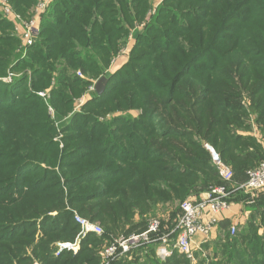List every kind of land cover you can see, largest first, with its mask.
<instances>
[{"label": "trees", "instance_id": "16d2710c", "mask_svg": "<svg viewBox=\"0 0 264 264\" xmlns=\"http://www.w3.org/2000/svg\"><path fill=\"white\" fill-rule=\"evenodd\" d=\"M39 1L9 0L24 21ZM152 1L51 0L25 56L0 3V264H103L102 248L136 234L126 228L145 232L159 205L245 183L264 161V0H163L153 14ZM127 47L128 62L107 71ZM102 77L103 95L74 112L73 98ZM206 145L233 171L231 186ZM232 200L250 213L246 227L231 236L222 220L213 258L198 264H264V190ZM76 213L104 234L54 257L55 241L81 232ZM156 248L113 264H191L178 251L161 262Z\"/></svg>", "mask_w": 264, "mask_h": 264}, {"label": "built area", "instance_id": "2783aa9c", "mask_svg": "<svg viewBox=\"0 0 264 264\" xmlns=\"http://www.w3.org/2000/svg\"><path fill=\"white\" fill-rule=\"evenodd\" d=\"M49 2H39L33 18L29 21H24L19 15L14 13L8 4L0 1L5 16L17 22L15 31L21 42V49L24 52L23 56H25L27 49L34 44V39L38 34L37 26ZM126 51L122 52V54ZM78 75L85 79V76L81 73H78ZM8 79H11V75ZM95 83L93 82V85L89 87L90 91H95ZM41 95L44 96L43 94ZM84 100L85 97L80 102V105H83ZM207 148L212 155L213 163L221 179L227 184L232 183L234 179L233 171L221 161L219 155L214 150L209 146ZM247 174L248 179L245 183L231 187H212L199 200L187 199L182 202L180 205V217L175 228L169 233H162L161 221L152 219L145 232L113 238L112 242L101 250L100 256L103 264H113L122 257L131 256L135 251L152 245H157L156 256L161 262H165L175 251L193 259L195 250L193 246L196 243L197 237L202 235L208 239L210 233L218 227L222 220L226 219V215L236 204L232 199L238 191L250 195V199H252L254 193L264 190V161ZM75 221L81 228L79 239L71 244L59 243L57 245L59 251H63L64 249L76 251L80 240L84 239L87 235L96 234L102 236L104 234L101 225L93 223L77 214L75 215ZM238 230L239 226L234 224L230 228V233L234 236ZM205 242L207 241L204 240L202 243Z\"/></svg>", "mask_w": 264, "mask_h": 264}, {"label": "rangeland", "instance_id": "374dc122", "mask_svg": "<svg viewBox=\"0 0 264 264\" xmlns=\"http://www.w3.org/2000/svg\"><path fill=\"white\" fill-rule=\"evenodd\" d=\"M0 1H2V2H5L6 4H8L10 7H12V5H11V3L9 2V0H0ZM41 1H50V0H40L39 2H41ZM162 1L163 0H153L152 1V3H153V5H154V7H153V12H152V14L154 13V11L156 10V8L162 3ZM39 4V3H38ZM49 6V5H48ZM47 6V7H48ZM30 15H31V18H32V11H30ZM150 15H151V13H150ZM33 16H34V14H33ZM31 18H29V19H31ZM28 19V20H29ZM143 26H144V23L143 24H139V26H138V28L141 30L142 28H143ZM134 32V30L132 31V33ZM13 34L14 35H16L17 37H18V35H17V33H16V31H13ZM131 37V44L130 45H134V39H133V37H132V35L130 36ZM129 50H130V47L128 48L127 47V51L125 52V53H123L122 55L120 54V58L117 60V62L115 63V64H113V66L111 67V66H109V68L107 69V71H110V73H114V72H116L118 69H120L126 62H128V60H129ZM19 51H21V42H20V46H19V48H18V52ZM20 53V52H19ZM22 54V53H21ZM80 73V72H79ZM10 75H11V79H8V77H10ZM12 76H13V74L12 73H9V75L7 76V77H5V78H3V81L4 82H7V83H11V81H12ZM79 76V75H78ZM80 77V76H79ZM5 79H6V81H5ZM94 81V80H93ZM93 91H90V89H88V91H86V93H84L81 97L80 96H78V97H74L73 98V104H72V109L74 108V112H76V113H78V112H80L81 110H82V107H83V105L86 103V101H88V99H89V97H88V95H90L91 93H92ZM85 97V102L83 103V105H80V102L83 100V98ZM250 103V100L248 99V103L247 104H249ZM74 112H73V114H74ZM49 113L53 116V111L52 110H49ZM133 116H137L138 115V112L136 111V110H131V112H130ZM72 114V112L70 111L67 115H66V118H69V117H71V116H73V115H71ZM112 117V115L110 114V115H107L105 118L106 119H110ZM103 118V117H102ZM101 118V120H103ZM62 135L60 134V136H58L56 139H55V141H58L59 143H60V148L62 149L63 147H64V144L62 143ZM208 145H206V147H207ZM212 150H214L211 146H209ZM215 151V150H214ZM216 152V151H215ZM217 153V152H216ZM232 185V183H230V185L229 186H231ZM232 186H234V185H232ZM189 198H192V197H188V198H186V199H189ZM185 199V200H186ZM184 202V201H183ZM182 204V202H178V203H176V204H165V205H159L158 206V210L156 211L157 213L154 215V214H149V215H147V216H145V218H144V220H147V222H148V224L150 223V221L152 220V219H158V220H160V221H162V220H170L171 218H172V216L174 215V213L175 212H177L178 213V208L180 209V205ZM77 214V213H76ZM75 214V215H76ZM179 214H180V212H179ZM178 214V215H179ZM53 216H55L56 215V213H53L52 214ZM78 215V214H77ZM244 215H245V220H239V221H237V222H232L231 221V226L229 227V229H228V232H230V228L234 225V224H237L238 226H239V230H241V229H243V228H245L246 227V224H247V222H248V220H249V218H250V213L248 212V210L246 211H244ZM140 218L138 217V216H135V222H137L138 220H139ZM167 221H165V222H167ZM97 224H99L100 225V222H98ZM138 232H140V231H138V229H135V230H132V231H130L128 228H126V229H124V230H122V231H120V233H138ZM142 232V231H141ZM221 234V231H220V229H219V226L217 227V228H215L211 233H210V236H209V238L207 239L206 237H204V236H202V235H199V238H197L196 239V243L194 244V248H195V250H194V254H193V259L192 258H188L187 256V258L188 259H190V262H191V264H198V260H199V258H198V255H200V257H202V258H205V259H207V261H209V260H211L212 258H213V249H214V243L217 241L218 242V240L221 238V239H223V236L225 235V233H222V235L223 236H221L220 235ZM260 234H262V231H260ZM80 235H81V233H78V235L75 237V239L72 241H70V240H57V241H55L56 243L53 245V247H54V249H53V255H54V257H61L62 255H64V254H71L72 256H74V255H77L78 253H79V251H80V247H81V241L83 240L82 238V240H80V243H79V245H78V248H77V250L76 251H73V250H70V249H64L63 251H59L58 250V248H57V245L59 244V243H75L78 239H79V237H80ZM230 235L231 236H233L231 233H230ZM121 236H125V235H121ZM207 239V240H206ZM207 241V242H205V243H202L203 241ZM207 244H211V247H210V249H208V250H206L205 248H204V246L205 245H207ZM33 249L34 248H30V249H28L27 250V255H29V256H32V251H33ZM183 255V254H182ZM185 256V255H184ZM34 264H41V263H39L37 260H34Z\"/></svg>", "mask_w": 264, "mask_h": 264}, {"label": "crops", "instance_id": "0c3cea01", "mask_svg": "<svg viewBox=\"0 0 264 264\" xmlns=\"http://www.w3.org/2000/svg\"><path fill=\"white\" fill-rule=\"evenodd\" d=\"M263 145H264V142H263ZM226 218L230 219L232 222H237L239 220L240 221L245 220V215H244V211H243V204H241V203L235 204V206L232 208V210L226 215ZM197 238H199V236Z\"/></svg>", "mask_w": 264, "mask_h": 264}, {"label": "water", "instance_id": "95a60500", "mask_svg": "<svg viewBox=\"0 0 264 264\" xmlns=\"http://www.w3.org/2000/svg\"><path fill=\"white\" fill-rule=\"evenodd\" d=\"M108 84V79L106 77H102L95 84V90L99 96L103 95L106 90V86Z\"/></svg>", "mask_w": 264, "mask_h": 264}]
</instances>
